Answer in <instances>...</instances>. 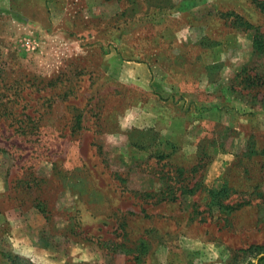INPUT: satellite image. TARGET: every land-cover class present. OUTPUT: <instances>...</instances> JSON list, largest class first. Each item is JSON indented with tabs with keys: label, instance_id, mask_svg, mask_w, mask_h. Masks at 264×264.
I'll return each instance as SVG.
<instances>
[{
	"label": "rangeland",
	"instance_id": "rangeland-1",
	"mask_svg": "<svg viewBox=\"0 0 264 264\" xmlns=\"http://www.w3.org/2000/svg\"><path fill=\"white\" fill-rule=\"evenodd\" d=\"M258 1L0 0V264H258Z\"/></svg>",
	"mask_w": 264,
	"mask_h": 264
},
{
	"label": "trees",
	"instance_id": "trees-1",
	"mask_svg": "<svg viewBox=\"0 0 264 264\" xmlns=\"http://www.w3.org/2000/svg\"><path fill=\"white\" fill-rule=\"evenodd\" d=\"M257 4L260 5L264 9V0H262V2L258 1ZM246 26L248 28H255L253 25H246ZM256 29H257V27H256ZM263 37H264V34L258 33V31L256 30L254 41H255V46L257 48L258 47L261 48L260 47L261 45L264 46V42L262 40ZM263 51H264V49H263ZM182 181H183V179H182ZM198 184H200L202 190H204V194H206V197H207V200H208L207 205H212V204H214L216 202H220V203H218V206H219L220 209L223 208V210L224 209L226 210V209H232L233 208V206H229L227 204H223L222 203L223 198H221L220 196L222 195L223 197H226V195L228 194L227 193L228 191H227L226 187H223V188L215 191L213 188L206 187L205 185H203V183H198ZM196 185L197 184H194L190 188H186L185 186H183V187L182 186H178V188H175L174 185H170L168 187L174 189V193H175V191L179 190V188H183V190H181L180 193H179V196H182L183 194H186V193L189 194V195L190 194L193 195L194 191H197L196 188H195ZM194 204H196V201L194 202ZM257 249L259 251L262 250V252H264V247H258ZM7 257L10 260H11V258L17 260V258L12 257L11 255H7ZM258 264H264V255L261 258H259Z\"/></svg>",
	"mask_w": 264,
	"mask_h": 264
},
{
	"label": "crops",
	"instance_id": "crops-1",
	"mask_svg": "<svg viewBox=\"0 0 264 264\" xmlns=\"http://www.w3.org/2000/svg\"><path fill=\"white\" fill-rule=\"evenodd\" d=\"M223 160H225L223 154H215L213 156V159L209 164L208 168L207 182H210V180H215L216 177H218L219 175H221L222 172H224L225 166L223 164Z\"/></svg>",
	"mask_w": 264,
	"mask_h": 264
}]
</instances>
